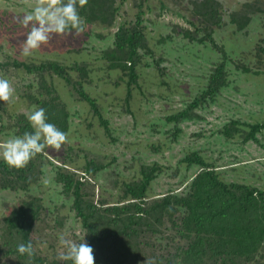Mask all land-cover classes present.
<instances>
[{
  "label": "rangeland",
  "instance_id": "obj_1",
  "mask_svg": "<svg viewBox=\"0 0 264 264\" xmlns=\"http://www.w3.org/2000/svg\"><path fill=\"white\" fill-rule=\"evenodd\" d=\"M245 1L216 0L219 2L217 18L210 26L216 45L202 34L191 39L185 34L191 24L171 13L170 5L189 12L195 6L191 0H144L143 3L124 0L109 29L99 24H85L83 33L63 41L53 34L47 45L25 57L19 54L18 47L25 36H13L16 27L11 25V20L15 14L30 11L35 0H0V58L14 56L35 64L55 60L70 76V81H66L46 70L45 82L39 83L35 73L25 74L21 68L9 66L5 71L0 70V76L10 78L15 89L14 98L2 115L6 126L3 128L0 122V139L18 131L15 116L34 105L32 98L26 96L28 92L33 95L41 90L42 98H47L42 84L54 90L47 95L55 96L62 103L69 124L68 140L61 149H46L47 157L40 167L43 171L36 181L26 189L0 187V228L2 219L12 208L30 196H38L42 216L33 226L30 237L36 245L41 244L38 248L48 258H56L60 250L58 234L69 233L70 238L77 240L83 231L70 209L71 201L61 194L60 184L52 179L54 169L78 167L80 171L89 159L105 166L99 175L88 178L95 186L94 191L90 188L86 191L92 193L88 196L95 201L102 197L117 200L121 182L137 179L141 164L157 163L162 167L148 188L149 198L168 191L182 192L195 169H186L181 159L194 149L214 166L224 181L264 188V129L256 133L255 140L247 142L243 135L229 139L219 136L230 120L251 124L264 121V50L257 51L259 46L264 47V43H258L264 38V0H256L255 6L259 9L250 14L243 10ZM235 10L250 17L243 27L237 26L241 19L231 20ZM161 11L165 13L162 16ZM187 20L199 22L193 16ZM125 21L132 25L138 22L152 51L147 53L145 48L136 47L135 58L126 61L136 74L130 92L125 74L129 69L111 66L114 60L109 56L114 34ZM199 38L206 39L199 42ZM219 71L223 78L218 90L212 98L201 100L194 107L195 115L176 125L179 129L173 138L170 135L175 130L173 121L165 118L200 97L207 90L209 79ZM76 82L93 98L99 115L108 121V131L99 123L98 113L76 93L72 86ZM240 129L243 134L249 130L247 126ZM61 216L65 218L63 225L54 221ZM15 259L14 256L5 258L4 264H12ZM259 262L264 263V251Z\"/></svg>",
  "mask_w": 264,
  "mask_h": 264
},
{
  "label": "trees",
  "instance_id": "obj_2",
  "mask_svg": "<svg viewBox=\"0 0 264 264\" xmlns=\"http://www.w3.org/2000/svg\"><path fill=\"white\" fill-rule=\"evenodd\" d=\"M124 0H87V3L79 8L85 24H99L104 29L114 23L118 6ZM141 3L144 0H139ZM191 0L195 6L189 12L182 9H169L191 24L190 30L185 31L191 39L202 34L208 36L211 44L216 45L213 39L211 25L217 18L216 0ZM256 0H246L243 7L250 12L259 9L255 6ZM140 5L139 7H141ZM258 7V8H257ZM165 8V6H163ZM239 10L234 11L232 21H239V27L247 24L249 16L240 15ZM165 14L161 11V16ZM196 17L195 23L187 20L189 16ZM140 16V15H138ZM198 17V18H197ZM125 21L118 26L113 39V47L109 56L115 65L128 75L127 91L130 92V84L136 81L133 66H127V60L135 58V48L143 47L146 52H152L147 47L142 30ZM193 35H192V31ZM199 38V42H203ZM264 43V38L258 40ZM264 47L257 48L262 52ZM19 57L6 56L0 58V70L5 71L9 66L21 68L25 74L35 73L39 83L45 82L44 72L51 70L53 73L70 81V76L55 60L38 62L20 61ZM122 60V63L120 62ZM14 69V68H13ZM220 71L215 77H211L207 90L201 92V96L193 99L191 104L165 118L173 121L175 130L170 134L177 136L176 125L183 119L195 115L193 109L206 98H212L218 90V84L222 81ZM76 93L98 113L99 123L108 131V121L99 115L93 98L83 90L80 82L72 84ZM46 90V99H43L41 90L33 95L28 92L26 96L32 98L33 104L47 109L48 118L61 130L68 131V113L60 101L51 94L54 91L50 86L42 84ZM40 88V87H39ZM41 89V88H40ZM8 102L0 101V122L6 126L3 114L6 113ZM11 116L10 114H8ZM19 126L18 132L30 131V125L23 113L15 116ZM89 125V124H88ZM240 126H247L249 130L243 134ZM264 129V121L246 123L239 119L230 120L224 124L219 136L229 139L243 135V140H255L256 133ZM258 134V133H257ZM241 142V143H245ZM47 155L37 154L23 169H10L0 161V187L2 189L16 190L26 189L29 184L36 181V177L42 173V162ZM38 161V163H34ZM48 161V160H47ZM185 168H194L195 172L190 177L182 192L168 191L159 197L149 198L148 188L162 167L157 163L141 164L139 177L134 180L121 182L117 200L107 197L95 201L88 196L91 189L94 191L95 183L89 181V176L99 175L105 168L102 162L94 159L86 160L79 171L78 167H58L54 169L53 181L60 184V192L69 198L70 209L74 218L80 223L82 234L77 241L84 237V241L92 246L94 264H144L145 256L156 255L175 258H183V264H264L260 263L264 251V188L239 182H227L218 176L211 163H208L198 150H190L182 159ZM41 167V168H40ZM92 194V193H90ZM41 202L38 196H30L22 200L2 219L0 228V257L16 259L12 264H70V262L58 261L56 258H48L45 252H41L39 246L30 237L33 226L42 216ZM63 216L54 218V221L63 225ZM32 240L36 249L34 256H20L16 250L17 243H25ZM54 253V251H52ZM55 254V253H54ZM11 256V257H10Z\"/></svg>",
  "mask_w": 264,
  "mask_h": 264
},
{
  "label": "clouds",
  "instance_id": "obj_3",
  "mask_svg": "<svg viewBox=\"0 0 264 264\" xmlns=\"http://www.w3.org/2000/svg\"><path fill=\"white\" fill-rule=\"evenodd\" d=\"M87 0H35L30 11H22L12 17L11 25H15L13 36L24 35L19 41V54L32 55L34 50L47 45L53 39V34L59 41L68 37L75 38L85 30V22L79 8ZM22 29L21 33L19 30ZM15 89L10 78L0 76V101L11 103ZM31 130L12 132L4 139H0V161L10 169H23L37 154H45L46 149L60 150L68 140V133L52 123L43 106L32 105L23 113ZM59 251L56 253L58 261L70 264H94L93 248L84 241L70 238L69 233H60L57 236ZM16 252L20 256L31 259L35 254V247L31 239L25 243H17ZM0 264L4 258L0 257ZM144 264H183V258L177 256H145Z\"/></svg>",
  "mask_w": 264,
  "mask_h": 264
},
{
  "label": "bare ground",
  "instance_id": "obj_4",
  "mask_svg": "<svg viewBox=\"0 0 264 264\" xmlns=\"http://www.w3.org/2000/svg\"><path fill=\"white\" fill-rule=\"evenodd\" d=\"M191 104V103H190ZM167 131V130H166Z\"/></svg>",
  "mask_w": 264,
  "mask_h": 264
}]
</instances>
